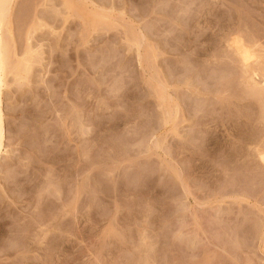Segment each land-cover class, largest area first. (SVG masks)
<instances>
[{
	"label": "rangeland",
	"instance_id": "rangeland-1",
	"mask_svg": "<svg viewBox=\"0 0 264 264\" xmlns=\"http://www.w3.org/2000/svg\"><path fill=\"white\" fill-rule=\"evenodd\" d=\"M1 33L0 264H264V0H13Z\"/></svg>",
	"mask_w": 264,
	"mask_h": 264
},
{
	"label": "bare ground",
	"instance_id": "bare-ground-1",
	"mask_svg": "<svg viewBox=\"0 0 264 264\" xmlns=\"http://www.w3.org/2000/svg\"><path fill=\"white\" fill-rule=\"evenodd\" d=\"M12 1L13 0H0V95H1V92H2L3 77H4V71H5V55H4V46H3V39H2V35H1L2 33H1V31H2V28H3L4 22H5L6 15L8 14L9 8H10V6L12 4ZM235 43H236V44H234L235 45L234 47L236 49L235 51L237 52L238 56L240 57L242 63H244V64L247 63L248 62V59H249L248 52L246 50H244L242 48V46L239 45L237 42H235ZM245 66H246V64H245ZM244 74H246V73H244ZM247 80H249V77L247 78ZM253 84H255V83H253ZM1 136H2V122H1V114H0V148H1ZM259 160L264 165V152L261 153V154H259Z\"/></svg>",
	"mask_w": 264,
	"mask_h": 264
}]
</instances>
